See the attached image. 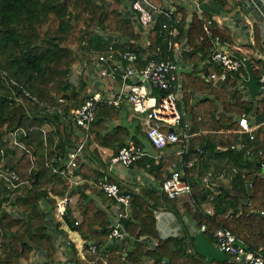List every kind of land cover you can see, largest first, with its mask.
<instances>
[{
  "label": "trees",
  "instance_id": "trees-1",
  "mask_svg": "<svg viewBox=\"0 0 264 264\" xmlns=\"http://www.w3.org/2000/svg\"><path fill=\"white\" fill-rule=\"evenodd\" d=\"M126 2L0 0V160L3 158L1 147L6 145L5 165L30 180L20 193H0V264H26L36 253L42 255L39 260L43 264H227L228 261H207L187 230L181 237L160 235L158 210L164 207L179 213V204L192 212L193 219L210 241L215 242L214 233L218 228H227L244 241L247 249L264 254V215L261 213L264 211V168L260 166V162L264 163V92L253 95L247 83L250 77L247 67L259 90V80L264 74V34L257 24L252 41L242 45L247 51L244 54L247 67L230 71L227 80L218 87L209 80L212 71L222 72L212 55L219 48L235 45L230 28L214 23L206 32L204 27L211 14L193 12L188 23L186 7L176 6L173 10L181 18L176 40L186 43L179 57L190 67L181 74L180 108L191 120L186 122L183 117L180 140L166 147V153L153 146L157 157L146 154L131 167L141 163L162 184L172 168L181 166L184 178L192 184V195L170 198L158 186L132 192L134 201L123 219L128 235L120 242H108L112 221L98 200L108 205L114 200L98 187L110 164L100 147L110 148L117 154L131 142L142 149L151 144L138 120L134 125L122 122L123 109L110 104L99 106L84 155L78 158L79 166L70 174V178H79V181L72 184L50 167L51 161L62 167L69 151L86 134L83 129H76L71 114L72 106L84 103L87 91L85 81L76 85L72 79L81 53L82 56L89 53L94 42L100 51H105L108 40L121 51H135L139 56L138 69L145 67L151 58L175 59L176 53L170 50L161 33L165 19L159 18L145 34L137 16L124 10ZM115 37H122L123 41L116 43ZM244 114L250 125L261 124L253 132V139L251 132L237 133L242 129L240 120ZM48 124L52 129L45 131ZM20 127L31 130L21 138L28 149L7 145L11 133ZM163 130L168 133L171 128ZM185 132L192 135L188 140ZM239 141L247 147L234 149ZM185 145V151L179 153ZM249 149L253 155L247 153ZM211 156L218 160L214 166ZM221 170L233 173L232 186L228 187L218 178ZM209 171L213 172V179L208 187L203 176ZM109 181L122 184L114 175L109 176ZM67 193L78 196L77 206L82 217L76 225L69 211L67 221L83 240V248L96 246V253L77 257V248L68 239L65 244L76 257L62 263L56 236L67 235L61 227L63 223L55 221L54 210L57 200ZM207 203L212 204L213 213L206 211Z\"/></svg>",
  "mask_w": 264,
  "mask_h": 264
},
{
  "label": "built area",
  "instance_id": "built-area-1",
  "mask_svg": "<svg viewBox=\"0 0 264 264\" xmlns=\"http://www.w3.org/2000/svg\"><path fill=\"white\" fill-rule=\"evenodd\" d=\"M114 2V0H107ZM192 3L200 2V0H190ZM129 9L138 18L141 27L147 31L155 26L159 18L163 17L161 33L164 35L170 50L177 52L175 59L168 58L160 60L151 58L145 67L138 69L136 63L139 59L138 54L132 50H118L114 44H109L106 51L100 54L98 58L100 66V75L102 77H111L121 79V86L115 93H108L102 90L85 93V101L79 107H71V114L74 118L76 129H83L86 134L82 141L68 153V159L62 167L55 166L52 161L50 167L58 175L65 179H70L71 183H77L79 178H70V174L79 166L78 158L84 155V149L88 143V138L92 125L96 120L99 106L103 104L114 105L118 109H123L127 104L131 105L134 113L144 124V132L149 141L157 149H165L171 144L180 140L179 127L184 117L183 109L180 103L183 100L182 88V72L190 67L179 56L184 47L177 39L179 34V26L181 18L177 17L171 8L156 4L153 0H128L124 6V10ZM213 24L209 20L205 24V31L209 32ZM251 37V41H252ZM85 44V43H84ZM246 51L241 46L224 47L214 51L212 60L219 64L222 72L212 71L209 80L213 86H222L227 80L230 71H240L243 67H247L248 60L244 56ZM179 55V56H178ZM260 57V54H256ZM260 91L264 92V74L260 77ZM16 84L15 81H13ZM160 90L161 93L156 94L154 91ZM13 94L15 91L12 89ZM27 95L32 97L30 93ZM36 99L35 97H33ZM187 122V121H186ZM188 124V123H187ZM240 124L242 129L238 130V134L251 132V138L255 137L253 133L261 124L250 125L249 118L244 114L241 117ZM172 130L168 133L164 132V128ZM45 131L47 129H44ZM31 130L20 127L11 133V141L7 145L16 146L19 149H28L22 141L23 136H28ZM185 140L192 135L185 132ZM6 146V145H5ZM1 147L3 158L0 160V193H20L25 185L29 184V179H23L18 171L10 166L5 165L4 148ZM247 147L246 143L239 141L233 146L234 149L241 150ZM103 149V148H102ZM186 145L178 150L179 153L184 152ZM105 153V149L102 150ZM247 153L253 155V150H247ZM146 150L142 149L136 143L131 142L122 147L117 154L112 153L107 159L110 164L107 169V175L102 179L98 187L114 202L107 206L101 203L106 213L110 216L112 224L110 225L111 233L108 242H120L128 235L124 229L123 219H125L130 211V207L134 201L132 192L126 191L118 182L109 181V176H113V168L116 165L131 167L132 164L144 157ZM262 154V151H259ZM33 166L35 165L34 157H31ZM260 166L264 168V163L260 162ZM213 172L209 171L203 176V182L208 187L211 183ZM158 187L170 198H180L184 195H192L193 187L189 180L184 178L181 166L171 169L170 176L167 177ZM74 203V196L68 193L57 200L54 210L55 221L68 224V214ZM207 212L213 213V209H206ZM264 215V211L261 212ZM80 220H76L75 224H79ZM217 246L226 254L236 258L242 264H264V254L260 250H249L242 239L238 237L232 230L227 228H218L214 233ZM91 253H96V246L90 249L82 250L84 257ZM30 264H43L37 261ZM57 264V263H56Z\"/></svg>",
  "mask_w": 264,
  "mask_h": 264
},
{
  "label": "crops",
  "instance_id": "crops-1",
  "mask_svg": "<svg viewBox=\"0 0 264 264\" xmlns=\"http://www.w3.org/2000/svg\"><path fill=\"white\" fill-rule=\"evenodd\" d=\"M156 4L166 8H171L172 10H175L176 6L186 7L188 11L186 21L188 23H190L192 20L193 12H208L212 15V18L209 20H212L213 24L217 23L222 27L224 26L230 28L235 41V45L232 46V49L235 46H241L243 48L242 45L247 43L248 40L253 36L255 24L259 26L261 32L264 34V0H200L198 4L192 3L190 0H164L163 3ZM126 13L131 14V16L135 15L129 9L126 10ZM143 30L145 31V34L149 33L150 31V29L149 31L145 29ZM98 32V35L102 36V32ZM120 41H123L122 37H115L114 42L119 43ZM107 42L108 44H114L112 41L109 42L107 40ZM94 43L89 53H87L85 56H82V53L80 54L81 60L75 65L73 69V74L75 75V77L73 75L74 82L75 84L79 85V83L85 81L87 84V91L85 93L98 91L99 89L111 94L115 93L121 86V79L119 76L116 79H113L111 77H102L100 75L98 58L100 54L104 52V50L100 51V48L98 47V49L97 46H94ZM181 44L186 46V43ZM106 47L107 46L104 48L105 51L107 49ZM247 69L250 73L247 83L252 91V94H258L260 90L256 80L250 72L249 67H247ZM183 112L185 120L190 122L191 117L189 114H187L185 110H183ZM122 113V122L131 123L134 125L135 123L137 124L135 121L138 120L144 131L145 127L143 122L137 117L130 105H126L123 108ZM171 127H173V125H170V128ZM102 148L105 149V153H103ZM100 150L102 151V154L105 158H108L112 153H114L112 149L106 147H100ZM144 150H146L147 154L150 156H158L155 153L153 145L150 143L147 144ZM164 150L165 153L168 151L167 149ZM210 161L213 166L218 162V160L214 159L213 156L210 157ZM226 173V170L219 171L218 178H224L226 180H224V183L227 185L230 179ZM113 175L122 183L121 186L126 191L129 189L131 192H141L144 188L159 185L155 174L150 173L141 163H138L133 167H126L118 164L113 168ZM230 182L231 185H227L228 187L233 185V181L231 180ZM75 196L77 197L76 201ZM75 196V203H73L72 208L70 209V215L74 220H81L82 217L77 206L78 196ZM185 196L188 195L181 196L180 198ZM98 201L100 204L103 203L104 205L109 206L103 201ZM204 207L205 209H210L213 206L211 203H207ZM157 226L162 237H168L172 235L181 237L185 234V230L189 231V233L195 238L194 244L196 245L198 251L207 259V261H228L227 264H242L238 262L236 258L223 252L217 246L216 242L210 241L205 235L204 230L200 228L198 223L193 219L192 212L188 211L185 207H183L182 204H179V213L167 210L164 207L160 208L157 212ZM61 227L65 230L67 235L65 236L58 234V236H56V243L58 245L61 262L69 263L72 256L76 257V254H73L71 250L72 248L68 247L69 245L67 243L65 244V240L68 239L75 244L77 248V257H84L82 254V250L84 249L83 240L81 239L80 235L75 230H73L71 224H63ZM145 239H147L152 245L155 244L154 240L147 237ZM126 245L127 244L125 243V246ZM40 258H43L42 255L36 253L32 256L30 261L26 262V264H30L31 262L35 261H39L41 263L42 260H39ZM146 264H149V262Z\"/></svg>",
  "mask_w": 264,
  "mask_h": 264
},
{
  "label": "rangeland",
  "instance_id": "rangeland-1",
  "mask_svg": "<svg viewBox=\"0 0 264 264\" xmlns=\"http://www.w3.org/2000/svg\"><path fill=\"white\" fill-rule=\"evenodd\" d=\"M107 1V0H106ZM110 3H112V2H110ZM114 6L115 7H117L118 5L117 4H114ZM248 41H251V38L248 40ZM245 50V49H244ZM246 51V50H245ZM247 52V51H246ZM75 67V66H74ZM74 74H73V72H72V76H73ZM74 77H75V75H74ZM253 79V78H252ZM80 84V83H79ZM76 85H78V84H76ZM127 105H129V104H127ZM131 106V105H130ZM46 128H51L50 126H47ZM228 176H229V179H230V181L233 179V173L232 174H230V173H226ZM218 175H219V172H218ZM212 179H213V176H212ZM220 180L224 183V178H220ZM226 181V180H225ZM230 181H228V183H227V185H231V182ZM233 181V180H232ZM225 184V183H224ZM226 185V184H225ZM76 199H77V197L75 196V201H76ZM75 201H74V203H75ZM210 209H213V207H211Z\"/></svg>",
  "mask_w": 264,
  "mask_h": 264
},
{
  "label": "clouds",
  "instance_id": "clouds-1",
  "mask_svg": "<svg viewBox=\"0 0 264 264\" xmlns=\"http://www.w3.org/2000/svg\"><path fill=\"white\" fill-rule=\"evenodd\" d=\"M72 79H73V82H74V77L72 76ZM75 83V82H74ZM48 126H50L51 127V125H49L48 124ZM47 127V125L45 126V128L44 129H47L46 131H50L51 129H52V127L49 129V128H46ZM67 156H68V154H67Z\"/></svg>",
  "mask_w": 264,
  "mask_h": 264
},
{
  "label": "water",
  "instance_id": "water-1",
  "mask_svg": "<svg viewBox=\"0 0 264 264\" xmlns=\"http://www.w3.org/2000/svg\"><path fill=\"white\" fill-rule=\"evenodd\" d=\"M172 130V129H171ZM264 172V171H263ZM167 262H169V259H166Z\"/></svg>",
  "mask_w": 264,
  "mask_h": 264
}]
</instances>
